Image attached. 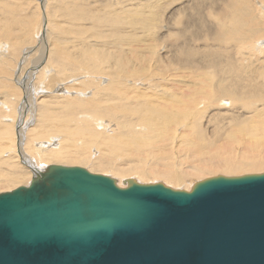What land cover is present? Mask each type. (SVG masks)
<instances>
[{
    "label": "bare ground",
    "instance_id": "obj_1",
    "mask_svg": "<svg viewBox=\"0 0 264 264\" xmlns=\"http://www.w3.org/2000/svg\"><path fill=\"white\" fill-rule=\"evenodd\" d=\"M215 1L201 0L196 3L195 7L190 9L193 12V16L187 14L184 20L175 21V24L181 25V29L179 28L176 30L177 32L175 31V34H173L174 38L170 42L172 45L169 44L167 46L169 56L164 57L163 63L156 56L153 58L152 55V58L154 60V71L159 73L163 71L160 68L161 64H164L165 68L176 67L177 69L181 59L193 63L194 67L192 69L198 66H202L204 69H206L205 67L213 69V72L209 71L210 75L203 74L206 80L205 84L217 88L215 98L219 103L222 98L230 96V102L222 104L223 111L218 109V102H213L207 107H200L196 104L195 90L200 88L199 76L190 85L181 84L182 81L177 78L174 83L164 85V87L161 86L162 88H157V91L145 88L148 92L151 91L149 92L150 94L153 92L152 95L147 94V90H139L140 88L138 89V95H136L135 90L138 87L134 90L131 85L130 87L127 84L131 80L137 81L141 77L145 78L147 74L145 70L144 72L140 71L142 69L135 70V63L134 65L131 64L135 61L134 56L136 54H133V52L136 53L134 48L137 44L135 47L130 45L134 49L133 52L131 51L134 59H131L130 55L123 53L121 48H118V51L121 50L120 54L127 55L122 58L120 54L114 56L106 51L103 53L95 51L88 53L86 51L88 54L77 53L78 55L73 57L70 56V53L68 55L65 50L60 49V45L52 43L55 45V49L53 50L52 48L51 51L49 49L46 56L43 53L40 60L37 57L38 63L27 73L28 76L36 72L41 73L46 78L51 75L49 72L54 71L51 66L55 64H57V67L54 66L55 69L60 72L69 69L77 70L82 65L86 66L88 71H90L89 76V72L86 71L87 78L95 77L96 75L104 78L103 75L107 73L109 78L106 79V82H108L103 81V85V79L97 81L87 79L83 86L91 89V92L83 93L75 89L74 92L68 91L67 93L69 94H64L61 98L59 95L60 91L57 93L58 90H55L56 86L48 87L47 84L39 83V85L35 84L30 88L26 87V79L20 83L16 81L21 86L15 84V87L5 84L4 88L7 89L4 90H7L5 91L6 93H0V180L5 176L1 171L11 170L16 176H20L18 179L19 185L21 183H29L39 170L47 167L50 163L55 164L58 162L72 165L90 164L93 170L103 172L106 170L107 173L110 170L113 174L120 176H126L130 173H136L138 176H146V174L156 175L176 185L179 182L188 181L189 177L192 178L196 175L202 176L217 172L236 174L241 171H259L264 169V156L257 157V153L264 150V76L261 75L264 72V67L259 68V61L262 59L256 57L252 61L255 53L252 51V47L244 50L239 49L235 44H231L229 48H221L222 40L219 38L222 37L226 43H230L229 39L232 37L248 38L257 36L260 38L264 36V18L256 15L257 9L255 5V3L263 4L264 0H220V5L212 9ZM122 11H124L123 8ZM160 12L159 7L150 20L141 19V17L137 20L130 17L126 24L118 22L115 17L118 16V13H116L117 15H113L115 18L110 19L115 21L113 35H118L121 39V36H125L123 33L128 32V29L135 30L139 25L147 32L156 30L161 20ZM66 13L67 11H62V14L65 15ZM62 14L61 16H63ZM132 14H134L135 18L137 17L136 12H130L128 15L131 16ZM76 15L75 17L79 16ZM94 15L96 17V14ZM125 18L127 19V17ZM75 19L77 20V18ZM110 20L107 19L105 22L109 21L110 24L112 22ZM100 21L98 24H100ZM12 22L10 21V24L7 22L5 23L6 25L0 24V38L6 37V40L12 41L11 46L13 44V47L11 48L16 53L22 41H19L21 43H18V41L13 43L15 30L13 31L14 33L11 32L10 34ZM21 24L23 22L20 23V28L22 26L24 29L27 27L25 24L22 26ZM73 24L75 23L73 22L72 26L69 24L64 29L56 24L53 30H60L61 34L69 33L70 39L71 34H77ZM111 25L109 26L111 27ZM101 27L102 25L100 26V31ZM39 28L41 29V26ZM91 28L93 30L92 26ZM162 28L170 29L169 25ZM17 29L20 30L18 25ZM97 30L99 29L97 28ZM191 30L194 32H191ZM25 31H28V29ZM8 35H11V37ZM18 38L16 35V39ZM145 38L147 40V37ZM156 38L158 37L155 36ZM182 38L198 39L197 42H200L201 48L195 46L194 43L189 48L184 46L180 42ZM146 40L144 39V41ZM56 42L59 43L58 40ZM110 42L112 44L109 39ZM123 42L122 47L125 45V43L123 45ZM145 45L148 46L147 44ZM98 47L100 48L101 46ZM102 47L104 49L107 46ZM2 48L3 50L0 52V74L6 75L7 72H5L6 68H4V65H7L8 51H5V46ZM258 50L259 54H264L263 49L260 48ZM113 51L112 54H115L116 51ZM28 52L30 50H25L23 54H28ZM139 53L140 51L138 55ZM247 60H251V65H249L250 63H244ZM139 61H137V64ZM103 65H107V68L105 66L101 68ZM39 66L40 68L38 69L37 67ZM164 75L165 73L162 76H159V74L154 76H159L163 80ZM167 75L169 76V74ZM14 78L20 79V76ZM149 78L146 81H149ZM186 78L189 77L187 76ZM146 81L143 80V82ZM177 82L178 84H176ZM22 84L24 87H22ZM61 85L60 83L59 89L62 88ZM189 87L193 88L192 92ZM44 89L49 91L50 94L56 93V95L45 94L48 92H45ZM32 94L42 97V101L40 100L42 104H39L36 108V119L34 116L32 118L33 110L31 108L34 103ZM65 95H73L75 97L64 98ZM10 97L14 99L13 102H10ZM43 98L47 99L44 100ZM6 109L7 112H4ZM108 115L116 117L112 124L103 121V118ZM137 115L140 118H135ZM158 123L159 126L154 127ZM33 124V130L25 133V129ZM173 124H177V126L173 127ZM183 125L185 126L180 129ZM11 126L15 128L16 138L13 137ZM111 127L114 129L113 131L111 129L112 132L108 133V129ZM170 127H172V130H169ZM208 127L213 128L209 132H204ZM262 127L263 129H261ZM35 128L36 132H34ZM178 131L179 140H174ZM223 137L224 139L222 140ZM14 139L17 142V148H11ZM190 139H195L196 144L189 146L188 141ZM22 140L24 142L23 145H21ZM177 140L179 141L178 144ZM200 149H212L210 157L205 160L200 159ZM13 151L18 155L22 165L14 160L17 155ZM92 152H95L96 154L94 155L97 156H94ZM126 159H128V162L135 161L133 169L125 170L118 165V161H125ZM175 160H179L178 165L176 164L177 161L174 163ZM182 161L186 166L188 165L184 170L179 167ZM144 163L146 166H144ZM15 184L14 181H10L3 188L14 186Z\"/></svg>",
    "mask_w": 264,
    "mask_h": 264
},
{
    "label": "water",
    "instance_id": "obj_2",
    "mask_svg": "<svg viewBox=\"0 0 264 264\" xmlns=\"http://www.w3.org/2000/svg\"><path fill=\"white\" fill-rule=\"evenodd\" d=\"M124 184L50 164L0 193V264H264V173Z\"/></svg>",
    "mask_w": 264,
    "mask_h": 264
},
{
    "label": "rangeland",
    "instance_id": "obj_3",
    "mask_svg": "<svg viewBox=\"0 0 264 264\" xmlns=\"http://www.w3.org/2000/svg\"><path fill=\"white\" fill-rule=\"evenodd\" d=\"M200 1L201 0H0V24L6 25L5 23L8 22V24H10V21H13L14 24L12 22L11 26H10V28L12 27L10 29V34H11V32H13L15 30V33L13 32L15 35V39L13 40V43H15L16 41H18V43H21L19 41H22V43L17 48V52L14 53L13 48H11V47H13V44L11 46L12 41L6 40V37L3 39L0 38V40H1L0 42L2 43V41H3L2 44L0 43L1 44L0 47L5 46V51H8V53L6 52L8 54L7 61H6L7 65H4V68H6L5 72H7V74L6 75L0 74V93H4L5 91H7V90H4V89H7V88H4L5 84H7L8 86H15V84H17L16 81H18L20 83L21 81L23 82V80L26 79L27 80V81L25 80L26 87H30V88L35 84L39 85V83L40 84L41 83L47 84L48 87L49 86H51V87L56 86L55 90H58L57 93H59V91H60L59 95L61 98V97H63L64 94H69V93H67L68 91L74 92L75 89L80 90L83 93L91 92V89L85 88L83 86L87 79H92V80L94 79L95 81L103 79L102 80V84H103L104 83L103 81L106 82V79L109 78L107 76L108 75L107 73L103 75L104 78H100V75H96L95 76L96 78L95 77L87 78L86 77V71H88V68L86 66H82V65H80L78 67L79 69L77 68V70L69 69V70H63L62 72H60V71H58V69H55V67H57V64L54 65L55 67L53 65H52L53 67L51 66V68L54 71L49 72V74H51V75H48L46 78H45V76L41 75V73H36V72H33V73H31L30 76H28L27 73L30 70H32L33 67L36 66V64L38 63V60H36V59L39 58V60H40L41 55L43 53L46 56V53L48 52L49 49H50V51L52 50V48L54 50L55 45H53V44L56 43V45L57 44L60 45V47H59L60 49L65 50L68 53V55L71 54L70 56H73V57H76V55H78L80 53L81 54H88V53H93L94 51L98 52V53L99 52L103 53L104 51H106L107 53H110L111 55L115 56L117 54H120V51L123 49L124 51L122 50V52L127 54L128 56L130 55V58L132 59L133 58L132 52L134 51V49H136V53L133 52V54H136L137 57L134 56L135 59L134 58L133 59L135 61L131 63L132 65H134V63H135L134 66L136 68H134V67H132V68H134L135 70L142 69L140 71H143V72L145 70L146 73L148 74V75L146 74L145 78L141 77L139 80H137L138 82L131 80L133 82V84H131L132 83L131 81H129V83L127 82L128 84L126 83L129 86L131 85L132 87L131 86L130 87L133 88L134 90L138 87L135 90L136 95H138L139 90L145 91L148 89V90L152 91L154 89L156 90L157 88L161 89L162 88L161 86L164 87V85H170L171 83H174V81L177 80V78L180 81H182L181 84L190 85L191 83H193L195 81V78L199 76L198 80H200L199 81L200 82V85H199L200 88L198 90H195L196 104L200 107H207L213 102L219 103V101L215 98L217 88H215L213 86L206 85L205 84V82H206L205 76L203 75V74L210 75L209 71L213 72L214 71L213 69H211L209 67H205L206 69H204V67L202 68V66H198L197 68L192 69L194 67V64L187 61V60H184V59H181V62H179V66L177 69H176V67L165 68V65L161 64L160 68H162L163 71H160V73H159V72L154 71V68H153L154 67L153 58L155 56L158 59H161L162 63H163V60H165V58L169 56L167 46L169 44L172 45V43H170V42L174 38L173 34H175V31L178 30L179 28L181 29V27H180L181 25L179 26V24H175V21L184 20V18L187 16V14L190 16H193V12L190 9L195 7L196 3L200 2ZM215 2L213 3L214 7H212V9L217 8L218 5H220V0H216ZM78 5H79V7H78ZM255 5H256V9H257V10L255 9L256 13H257L256 15L264 18V3L263 4L255 3ZM159 7H160V11H161L160 12L161 13V20L158 23V29L147 32L146 30L142 29L141 25H139V27H136L135 30L128 29V32L130 31L132 33H130V32L129 33L128 32L123 33V35L125 34V36H121V39L119 38L118 35H115V36L113 35V32L115 31V30L113 31V29H115L113 27V25H115L114 24L115 21H112L110 19H114L116 17L118 22H122V24H126V22L128 23V21L130 20V17H133V19H137V20H139L140 17H141V19L146 18L147 20H150L152 18L153 13ZM122 8L124 11H122ZM178 9H179V11H178ZM81 10H82V12H81ZM133 10H135V11H133ZM62 11H65V12L67 11L68 14L66 13L64 15V14H62ZM126 11H127V13H126ZM132 11L137 13L136 18L134 16V14H132L131 16L128 15L130 12L133 13ZM138 12H139V14H138ZM180 12H181V14H180ZM89 13H91V14H89ZM93 13L96 14V17ZM116 13H118V16H115V15H117ZM61 14L63 16H61ZM76 14L79 16H77ZM75 15L77 17H75ZM85 15H86V17H84ZM91 16H93V17H91ZM104 16H106V17H104ZM100 17H102L104 21L102 20V18L100 19ZM125 17H127V19ZM6 18H8V19H6ZM75 18H77V20ZM95 18H97V19H95ZM106 18L112 22H110V24H109V21L108 22L106 21L107 22L106 23L105 22V20H107ZM74 19H75V21H74ZM6 20H7V22H6ZM99 21H100V24H98ZM19 22L20 23L23 22V24H25L27 26L24 29V27L22 26L23 24H21L22 30L24 29L23 31L20 28ZM24 22H26L27 24ZM73 22L75 23L73 25H75L74 28H75L77 34H74V35L71 34L70 39H69V35H70L69 33L61 34L60 30H57V31L53 30L55 28L56 24H58L59 26H61L62 29H64V28H67L69 24H71V26H72ZM111 23H112V25H111ZM17 25H18V28L20 30L17 29ZM90 25L93 27V30H91L92 28ZM101 25L103 28L101 27V31H100ZM109 25H111V27ZM164 25L165 26L169 25L170 29L162 28V27H165ZM39 26H41V29L39 28ZM97 28L99 30H97ZM122 28H123V26H122ZM26 29H28V31H25ZM32 29H34V30H32ZM110 29H111V31H109ZM191 32H194V31L191 30ZM25 33H27V34L25 35ZM57 33H60V34H57ZM100 33H102V34H100ZM16 35H17V37H19L18 39H16ZM150 35H152V37H150ZM8 36L11 37V35H8ZM155 36L158 38L155 39ZM51 37H52V39H51ZM129 37L132 41L129 39ZM145 37H147V40ZM163 37H164V39H162ZM143 38L148 42L144 41ZM204 38L206 39L205 35H204ZM219 38H220V40H222V43L220 44L221 48H229L231 46V44H235L239 49H244V50L249 49V48L251 49V47H252V51L255 52L254 56L252 57V61L256 57H258L259 59H262L261 61H259V64H260L259 68L264 67V63H263L264 54H259V52H258L259 51L258 49H260V48L264 50V36H261L260 38H258L257 36H251L248 38H246V37L245 38L232 37L229 39L230 43H226L225 39L222 37H219ZM109 39H110V41H112V44H111V42L109 43ZM135 39H137V40H135ZM139 39H141V40H139ZM57 40L59 43L56 42ZM123 40H124V42H123ZM133 40H135V41H133ZM137 41H140V42H137ZM197 41H198V39H185V38L180 39L181 44H183L184 46H187L188 48L191 47L193 45V43L195 44V46H197V47L199 46L201 48V45H199L200 42H197ZM116 42H117V44H116ZM122 42H123V45H124V43H125V45L126 44L127 45L126 46L124 45L122 47ZM142 42H146V43H142ZM195 42H197V43H195ZM6 43H8V44H6ZM114 43H115V45H114ZM157 43H158V45H157ZM109 44H110V46H109ZM145 44H147L148 46H146ZM95 45H96V47H95ZM130 45H132V46L134 45L133 47H135V45H136V47L133 49V47L131 46L132 47L131 48ZM98 46H101V47L99 48ZM102 46H104V47L107 46V47H105L103 49ZM2 47L0 49V52L3 50ZM71 48H73V49H71ZM79 48H81V49H79ZM107 48H109V50H107ZM118 48H121V50L118 51L119 50ZM111 49H112V51L113 50L116 51V53L112 54ZM25 50H30V52H28V54L27 53L23 54V52ZM77 50H79V51H77ZM128 50H129V52H128ZM138 50L140 51L139 55H138V52H139ZM89 51H91V52H89ZM246 52H248V51H246ZM10 53H12V54H10ZM170 54H173V53H170ZM120 55H121V58L127 56V55L124 56L123 54H120ZM152 55H153V58H152ZM118 57H120V56H118ZM138 58H139V60L141 59L142 62L139 61ZM236 59H237V57H236ZM23 60H24V62H23ZM137 61H139L138 62L139 65L137 64ZM144 61H145V63H144ZM244 63H246V64L250 63L249 65H251V60H247ZM241 64H242V62H241ZM40 66L37 68L39 69ZM104 66H105V68H107V65H103V66H101V68ZM88 72H89V74H88V76H89L90 71H88ZM163 73H165V75H164V79L162 80L159 76H162ZM17 74L20 76V79L14 78V77H16V78L19 77ZM156 74H159V76L158 77L154 76ZM167 74H169V76ZM192 75H193V77H192ZM261 75L264 76V72H262ZM31 76H33V77H31ZM149 76H150V78H149ZM187 76L189 78H186ZM29 77H30V80H29ZM73 77H75V79H73ZM147 78H149V81H146ZM6 79H7V81H6ZM143 80L146 82H143ZM3 81L7 82V83H4ZM150 81H151V85H150ZM60 83L62 84L61 89H59ZM160 84H163V85H160ZM176 84H178V82ZM134 85H135V87H134ZM17 86H21V84H17ZM144 86H146V87H144ZM22 87H24L23 84H22ZM152 87H153V89H152ZM154 87H156V88H154ZM145 88H147V89H145ZM189 88H190V91L192 92L193 88L192 87H189ZM148 90L146 91V93L149 95H152L153 92L150 94L149 92H151V91L148 92ZM44 91L48 92L45 94H48V95L50 94L49 91H47L45 89H44ZM61 91L63 94L61 93ZM52 95H56V93L50 94V96H52ZM50 96H46V97H50ZM72 96L73 95H70V96L65 95L64 98H69V97L72 98ZM73 97H75V96H73ZM11 98L12 97H10L9 100H10V102H13L14 99L13 98L11 99ZM41 98L42 97H39L35 94H32V100L34 102L32 108H31L33 110L32 118L34 116V118L36 119V115H35L37 113L36 108L39 106V104L40 105L42 104ZM46 99H44V100H46ZM18 102H19V100H18ZM229 102H230V96L222 98V100L220 101V103L218 105V109L220 111H223L222 110V108H223L222 104H227ZM4 112H7V109ZM135 118H140V116L137 115ZM115 120H116V117L109 116V115L106 116L105 118H103V121H105L108 124H112ZM34 123H35V121H34ZM12 126H11L12 134H13V137L16 138L17 137L16 131H15V128H13ZM158 126H159V123L156 124V126H154V127H158ZM175 126H177V124H173V127H175ZM184 126L185 125L180 127V129L183 128ZM28 128H29V130H28ZM33 128H34V124L31 127H27V129H25V133L27 131L33 130ZM212 128L213 127H208L204 130V132H209L212 130ZM111 129L113 131L114 128L113 127L109 128L108 133L112 132ZM261 129H263V127ZM169 130H172V127H170ZM34 132H36V128H35ZM178 135H179V131L177 132L174 140L175 139L179 140ZM223 139H224V137L222 138V140ZM178 143H179V141L177 142V144ZM23 144H24V142L22 140L21 145H23ZM174 144H175V142H174ZM195 144H196L195 139H190L188 141L189 146H192ZM56 145H58V144H56ZM170 145H172V144H170ZM13 147L17 148V142L15 139L13 142V146L11 148H13ZM145 149H147V148H145ZM13 152L15 153V155H17L15 151H13ZM211 153H212V149H209V150H201L200 149V159L205 160V159L209 158ZM92 154L94 155L96 153L92 152ZM94 156H97V155H94ZM259 156H264V150L257 153V157H259ZM14 160L16 161V163L20 162L18 155L16 156V158ZM176 161H177V163H176ZM130 162H128V159H126L125 161L124 160L118 161V165L125 170L133 169V164L135 163V161L132 160V162L131 163ZM121 163H123V164H121ZM174 163H176L178 165L179 160H175ZM181 163H183V161L180 162L179 167L181 168V170H184L188 165L186 166V164H184V163L181 164ZM20 164L22 165L21 162H20ZM20 164H18V165H20ZM50 164H48V165H50ZM55 164L62 165V166L82 167V168L86 169L87 171H89L90 173L108 176V177L114 179L116 181L117 186L121 187V188L126 186L124 184V182L126 180L135 179L138 183H142V184L163 183L165 186L170 187L174 190H190V188L192 187V185L194 183H196L200 180L206 179L208 177H213V176H217V175L230 177V176H241V175H246V174L264 173V169L259 170V171H241V172H237L236 174H234V173L225 174V173L217 172V173H213V174H204V175H202L203 177L197 176V175L193 176L192 178L189 177L188 181L187 180L182 181L183 183L179 182V184L176 185V184L169 183L165 179L160 178L159 176H156V175L146 174V176L145 175L144 176H138L136 173H130L126 176H120V175L113 174V172L110 170H108V173L106 170H105V172L93 170V168H91L92 166L90 164H82L83 166L81 164H77V165L76 164H73V165L72 164H65V163L61 164L60 162L55 163ZM21 165H20V167H23ZM144 166H146L145 163H144ZM179 167H177V168H179ZM109 171L112 173H110ZM1 172L4 173L5 176L0 180V193L11 191V190H13L19 186L28 185V183H25V184L21 183L22 185L21 184L19 185L18 179L20 178V176H16V174L13 173L11 170H5V171H1ZM10 181H14L16 184L14 186L3 188L4 185L6 183H9Z\"/></svg>",
    "mask_w": 264,
    "mask_h": 264
}]
</instances>
